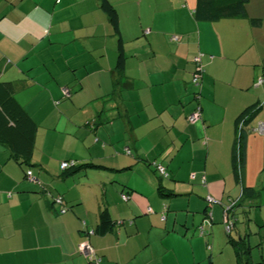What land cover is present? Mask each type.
Masks as SVG:
<instances>
[{
    "label": "crops",
    "instance_id": "crops-1",
    "mask_svg": "<svg viewBox=\"0 0 264 264\" xmlns=\"http://www.w3.org/2000/svg\"><path fill=\"white\" fill-rule=\"evenodd\" d=\"M110 1L123 71L101 0L2 9L0 79L17 84L39 129L30 166L0 144V264H88L83 243L99 264H238L229 235L264 264V0L216 22L197 19V0Z\"/></svg>",
    "mask_w": 264,
    "mask_h": 264
},
{
    "label": "trees",
    "instance_id": "trees-1",
    "mask_svg": "<svg viewBox=\"0 0 264 264\" xmlns=\"http://www.w3.org/2000/svg\"><path fill=\"white\" fill-rule=\"evenodd\" d=\"M248 1L249 0H197L195 14L198 20L209 22H216L225 18H245L247 17L246 5ZM101 7L109 19L114 34L118 38L117 68L119 71H123L126 55L117 8L110 0H101ZM249 20L254 24H259L261 21L259 18H249ZM195 62L197 66L193 72L192 82L200 84V78L202 77L204 68L199 59H195ZM1 74L2 68L0 66V76ZM195 75H199L197 81H195ZM262 82H264V77L259 78V83ZM16 86L17 84L14 81H3L0 79V144H3L9 149L12 158L16 160V162L23 166H30L36 148L39 125L16 97ZM239 143V159H234L236 173H238V170L243 166V135L240 136ZM74 163L75 162H73V164ZM160 167L164 168V173L161 172ZM157 170L161 174V177L168 175V172L162 164H157ZM27 177H29L28 173ZM159 190L163 195H165L166 192L170 194L162 185H160ZM124 196H126L124 199L129 198L125 193L123 194V197ZM234 224H236V221H234ZM229 238L236 247L238 264H252L249 257L250 246L248 245L246 237L236 240L229 235Z\"/></svg>",
    "mask_w": 264,
    "mask_h": 264
},
{
    "label": "built area",
    "instance_id": "built-area-1",
    "mask_svg": "<svg viewBox=\"0 0 264 264\" xmlns=\"http://www.w3.org/2000/svg\"><path fill=\"white\" fill-rule=\"evenodd\" d=\"M177 38V37H176ZM199 75H195V81L198 80ZM262 81V80H260ZM199 110V109H198ZM196 111L194 114L190 115L189 117V121H191L192 123H195L199 120V111ZM257 131L260 132L261 134L264 135V121L259 122L258 126H257ZM73 165V162H68V161H64L61 166L62 168H67L69 166ZM160 170L162 173H164V168L160 167ZM30 177H32L31 174H29ZM124 198H126V196H124ZM210 202L212 203H218V201L214 198H209ZM58 201L61 202V198H58ZM233 226H234V220L231 218H228L226 220V225H225V230L227 233H230L233 230ZM81 250L82 252L87 256L88 258V264H99L101 261V258H98L96 256V254L94 253L93 248L91 247V245L87 244V243H83L81 245Z\"/></svg>",
    "mask_w": 264,
    "mask_h": 264
},
{
    "label": "rangeland",
    "instance_id": "rangeland-1",
    "mask_svg": "<svg viewBox=\"0 0 264 264\" xmlns=\"http://www.w3.org/2000/svg\"><path fill=\"white\" fill-rule=\"evenodd\" d=\"M9 0H0V14L3 12L2 11V9L3 8H6L7 7V2H8ZM3 14V13H2ZM14 16L16 17V18H18V14L16 13V14H14ZM30 17H28V18H26L27 20L29 19ZM20 16H19V19H17L16 20V22L19 24V25H21V24H23V23H25L26 22V20L24 21V19H22V21H20ZM32 20V19H31ZM35 22H37V25H44L46 22H44V18H43V16H40L39 18H37L36 20H32V23L33 24H35ZM18 25V26H19ZM1 26V25H0ZM3 26V25H2ZM20 27V29H22V28H24L23 26H19ZM9 43H11V44H13L14 43V40H9V39H6ZM1 56H3V55H0V57ZM22 91V94H21V101L24 103V102H26V101H28L29 99H30V93H33V90H32V88L29 86V87H23V89L21 90ZM43 103H46V102H43ZM49 109H52V106L51 105H49ZM51 123V122H50ZM42 132V131H41ZM62 137V136H61ZM62 142H64L63 141V139H62ZM62 142H60L59 144H61L62 145ZM39 143H40V137H39ZM71 161H73V160H71ZM74 162V161H73ZM262 198H259V200H261ZM255 210L253 209L251 212H250V215L252 216V218L254 217V215H255ZM242 224V222H239L238 223V227L240 226ZM236 229L233 231V233H232V235L233 236H236ZM223 233H224V237H226V239H227V237H228V235L229 234H227L226 233V231H224L223 230ZM210 244H212L211 242H209ZM230 255H231V253H230ZM230 264H233V258H230Z\"/></svg>",
    "mask_w": 264,
    "mask_h": 264
}]
</instances>
